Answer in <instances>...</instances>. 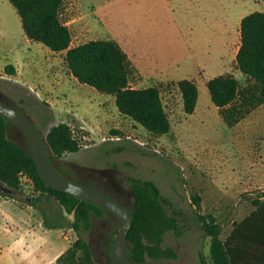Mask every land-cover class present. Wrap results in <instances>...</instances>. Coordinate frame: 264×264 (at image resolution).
Wrapping results in <instances>:
<instances>
[{
  "label": "rangeland",
  "instance_id": "rangeland-1",
  "mask_svg": "<svg viewBox=\"0 0 264 264\" xmlns=\"http://www.w3.org/2000/svg\"><path fill=\"white\" fill-rule=\"evenodd\" d=\"M255 10H264V0L64 1L62 19L71 30V45L112 39L126 54L129 85L157 86L171 127L165 134H153L120 113L113 94L79 81L65 51L30 40L13 5L0 0V91L28 114L44 138L51 125L70 124L80 148L56 159L59 168L71 177L105 170L123 185L129 176L153 179L171 204L168 212L180 211L181 232L168 229L162 234V245L173 248L176 256H147L134 264H200V253L213 264L210 236L194 221L191 208L213 215L224 239L234 222L252 211V197L264 190L263 183L250 178L257 167L264 168V101L228 124L207 87L211 77L225 73L240 87L250 83L235 54L240 20ZM7 64L14 72L5 69ZM184 78L198 87L192 113L183 108L179 81ZM8 134L23 142L13 125ZM20 188L23 193L8 197L21 206L39 197L28 209L38 229L44 227L43 213L65 225L49 229V242L26 250H15L10 239L1 242L0 264H25L29 253L39 264H84L79 250L66 252L77 237L69 225L72 214L55 198L36 191L26 173L20 174ZM192 196H198V204ZM103 221L109 222L93 216L94 231L84 233L95 264L105 263L97 249Z\"/></svg>",
  "mask_w": 264,
  "mask_h": 264
},
{
  "label": "trees",
  "instance_id": "trees-1",
  "mask_svg": "<svg viewBox=\"0 0 264 264\" xmlns=\"http://www.w3.org/2000/svg\"><path fill=\"white\" fill-rule=\"evenodd\" d=\"M64 1L9 0L30 40L41 42L53 51H65L64 59L79 81L113 94L118 111L149 132L167 133L171 123L157 86L129 85L127 57L116 41L91 39L71 45V30L62 19ZM235 58L238 69L250 83L240 87L238 80L228 73L215 75L207 81L210 98L219 107L228 124L237 122L241 116L264 101V10L252 11L241 18L240 43ZM5 69L14 72L11 64H7ZM179 89L184 111L192 113L198 98L196 82L193 79H181ZM11 125L13 124L0 114V183L9 189L6 191L0 187V193L12 198L17 193H23L20 174H28L36 191L45 194L46 198L58 200L64 211L73 216L69 225L77 237L66 252L79 250L84 264H95L92 248L84 233L91 232L93 216L107 218V211L98 204L49 184L40 174L28 146L9 136L8 128ZM42 138L50 160L66 175L59 168L56 159L80 148L70 124L63 121L53 124L45 138ZM129 181L133 192L129 209L133 219L126 240L132 263H141L147 256L154 259L174 258L176 251L162 245V234L168 229L181 232L178 223L180 211L172 208L173 214L168 212L171 204L153 179L129 176ZM36 199L39 197H31L28 202L34 204ZM192 200L194 204H198V196H192ZM252 204V211L242 220L234 222L232 230L224 239L220 237L222 229L213 215L206 216L196 208H191L194 221L205 235L210 236L213 264H264V190L252 197ZM42 221L48 228L65 225L49 219L46 213H43ZM61 256L62 254L58 259ZM200 264H211L202 253Z\"/></svg>",
  "mask_w": 264,
  "mask_h": 264
},
{
  "label": "water",
  "instance_id": "water-1",
  "mask_svg": "<svg viewBox=\"0 0 264 264\" xmlns=\"http://www.w3.org/2000/svg\"><path fill=\"white\" fill-rule=\"evenodd\" d=\"M0 114L15 125L19 134H22L20 138L28 146L40 174L49 184L59 190L100 205L116 218L117 229L111 245L110 262L111 264H131L126 240L133 219L129 209L130 205L60 172L56 164L50 160L43 138L33 121L2 91H0ZM0 187L6 191L9 190L1 183Z\"/></svg>",
  "mask_w": 264,
  "mask_h": 264
},
{
  "label": "crops",
  "instance_id": "crops-1",
  "mask_svg": "<svg viewBox=\"0 0 264 264\" xmlns=\"http://www.w3.org/2000/svg\"><path fill=\"white\" fill-rule=\"evenodd\" d=\"M238 47L239 45L237 50ZM22 82L25 83L23 80ZM250 178L264 184V168L257 167L254 176ZM12 200L8 196H0V244L10 239L8 245L13 246L15 250H26L27 246L32 248L34 244L43 243L45 240L49 242L50 228L42 226L38 229L36 222L31 218L35 214L28 210L31 205L27 203L26 206H21ZM0 249L2 250L1 247ZM36 258L32 253H29V257H26L27 260L24 263L39 264L35 260Z\"/></svg>",
  "mask_w": 264,
  "mask_h": 264
},
{
  "label": "flooded vegetation",
  "instance_id": "flooded-vegetation-1",
  "mask_svg": "<svg viewBox=\"0 0 264 264\" xmlns=\"http://www.w3.org/2000/svg\"><path fill=\"white\" fill-rule=\"evenodd\" d=\"M13 126L15 127L14 124ZM15 130H16V134L18 135L19 133L17 132L16 127ZM67 176L69 178L81 181L82 183H85L86 185H89L99 191L108 193L124 203L129 204L128 201H133V192H132L131 183L129 181V177L126 179V185H123L118 180L111 177L109 173L106 172L105 170H90L88 174L84 175L83 177H71L69 175ZM108 215L109 217H107L106 219H108L109 222L108 223H106V221L102 222V224L105 226V230L101 234L99 233L100 238H98L97 240L98 253L100 258H102L103 261L105 262L104 264H111L110 251H111L113 237L115 235L114 231L117 225L116 218L110 215L109 213ZM91 231H94L93 227ZM91 246L92 245L90 244V247Z\"/></svg>",
  "mask_w": 264,
  "mask_h": 264
},
{
  "label": "built area",
  "instance_id": "built-area-1",
  "mask_svg": "<svg viewBox=\"0 0 264 264\" xmlns=\"http://www.w3.org/2000/svg\"><path fill=\"white\" fill-rule=\"evenodd\" d=\"M26 177V175H24Z\"/></svg>",
  "mask_w": 264,
  "mask_h": 264
}]
</instances>
